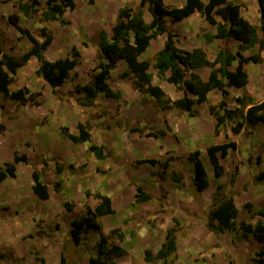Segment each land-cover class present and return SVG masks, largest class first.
Returning a JSON list of instances; mask_svg holds the SVG:
<instances>
[{
  "label": "rangeland",
  "instance_id": "rangeland-1",
  "mask_svg": "<svg viewBox=\"0 0 264 264\" xmlns=\"http://www.w3.org/2000/svg\"><path fill=\"white\" fill-rule=\"evenodd\" d=\"M136 1L76 0V7L64 14L69 23L63 24L42 18L46 0H40V11L31 16L22 14L15 0H0V37L7 52L22 54L30 43L26 38H19V32L8 21L10 14L17 13L22 17V25L35 36H39L43 26L53 35L50 50L47 49L48 59L64 57L73 45L81 53L80 62L70 78L56 88V92L36 74L38 64L33 65V60L19 70L12 89L27 86L40 91L38 105L21 104L0 93V165L12 160L16 152L28 157L26 163L17 164L16 178H7L0 183V264H90L89 258L97 253L100 235L91 229L74 237L71 223L88 206L94 207L98 203L96 194L100 192L112 197L116 211L114 215L98 218L103 232L108 233L116 227L126 232L123 243L114 239L125 248L123 255L113 257L117 264H163L161 260L145 261L144 250L150 248L156 252L169 227L177 228L178 250L168 264H230L229 260L233 264H264L259 262L261 256L257 255L261 245L253 237L245 239L239 233L228 231L214 233L208 228L215 191L213 168L211 166L212 188L206 190L203 199V192L199 194L194 189L192 165L187 155L188 150L200 149L203 161L210 166L206 149L223 142L227 132L230 140L238 143V148L221 157L225 175L219 181L225 184L226 193L235 198L239 209L238 223L264 221L263 216H251L246 207L250 203L253 211H257L264 205V180L257 179L260 171H264V125L256 128L245 125L239 134L231 131L235 122L244 120L246 108L237 113L220 135H215L212 130L209 135L184 137L180 145L184 149L182 153L165 144L169 138L180 143V137L172 132L167 122L162 129L153 128L147 121L134 122L124 110L125 104L129 108L137 104L146 110L162 109L136 88L132 77L121 76L126 69L122 70L121 64L113 69L109 83L117 88L121 86L124 92L137 89L138 98L131 95L123 98L122 94L120 99H115L99 94L92 106L77 102L83 94L77 93L75 86L90 82L98 61L100 30L115 23L120 5H133ZM234 1L242 5L243 11L247 10L248 0ZM12 28H15L13 35L9 30ZM222 43L229 49L237 48L233 41ZM244 54H260L263 58L262 62L245 65L250 75L247 90L259 101L263 100L264 49L260 50L256 45ZM230 91L229 107L239 109L235 97L241 94V89L231 88ZM217 94L216 91L210 95L212 103L220 100ZM79 122L88 125L91 140L75 144L62 133L61 127L67 126L72 133H77ZM136 127H144L146 131L166 130V135L160 138L146 136L134 131ZM92 143L103 145L108 156L97 159L89 150ZM258 156L262 159L260 164H257ZM144 159L159 162L152 165L142 162ZM165 163L168 168L161 174ZM56 164L62 165L61 174L56 173ZM34 170L40 172L49 186L47 200L38 198L32 191ZM173 171L183 174L181 183L174 181ZM232 177H235L234 185L230 183ZM58 180L61 190L54 186ZM138 185L154 198L132 207ZM86 191H90V196H86ZM67 201L75 204L72 212L66 209ZM149 219L156 221L155 227L149 224Z\"/></svg>",
  "mask_w": 264,
  "mask_h": 264
},
{
  "label": "trees",
  "instance_id": "trees-1",
  "mask_svg": "<svg viewBox=\"0 0 264 264\" xmlns=\"http://www.w3.org/2000/svg\"><path fill=\"white\" fill-rule=\"evenodd\" d=\"M10 1V0H3ZM22 14L31 16L40 11V0H15ZM259 23H252L242 14V5L233 0H184L182 6L167 4L165 0H140L135 8L131 4H122L118 11L115 23L112 25L111 34L105 29L100 30V40L98 43V61L93 68L90 82L83 85H76L75 91L83 94L77 99L82 106H92L99 94L108 98L120 99L121 91H116L109 83L113 69L118 66L120 61H124L126 69L121 73L122 77H132L136 88L144 95H147L152 102L162 110L181 109L193 117L196 115L194 106L196 104L208 105V109L215 119V135H220L226 129L228 123L233 121L237 113L246 108L243 112L244 120L237 121L231 126L234 134H239L244 126L256 128L264 125V99H256L247 90L249 84V73L245 65L247 63H259L263 58L260 54L245 55L244 51L259 46L264 49V0H257ZM76 7V0H46V6L41 11L42 18L46 21H61L68 24L64 18L68 9ZM147 7L152 15V20L147 22L144 18L143 8ZM200 13L204 20L216 27L214 34L205 33L207 41L214 39L223 41L236 40L239 42L236 50H231L226 46H220L213 59L209 58L206 50L201 47L193 50H185L177 44V34L168 30L167 19L172 23H177L190 17L194 13ZM20 14L13 13L8 16V21L19 32V38H26L30 46L22 54L17 55L7 52L4 49L2 38L0 37V93L4 98H10L21 104H40V91H33L27 86L12 89V83L19 70L28 64L32 57L38 60L36 74L43 78L54 92L56 88L62 86L70 78L72 71L80 62L81 53L77 46L73 45L70 53L64 57L50 60L46 56V51L53 42V35L46 27H41L39 36H35L32 31L20 23ZM167 33L164 47L156 54L155 61L142 58L148 50L151 41L159 35ZM236 64L232 70L231 66ZM153 66L161 79H166L173 83L178 90L183 92L180 98L173 99L158 84L153 82V74L150 67ZM209 67L211 69L208 80L190 72V68ZM170 72L169 75L167 73ZM231 88L241 89V94L235 97L239 109L229 107V96ZM220 93V100L217 103L210 101L211 91ZM167 124V123H166ZM167 128L169 126L167 125ZM62 133L73 143L79 144L91 140V132L87 124L79 122L77 133H72L67 126L61 127ZM146 136L160 138L166 135V130L146 131L145 128L136 127L133 129ZM238 148V143L230 140L228 133L224 134V140L218 144L207 147V158L210 167L213 168L215 176V191L212 194V202L208 215V228L214 233L224 231L239 233L242 238L253 237L260 245L257 252L261 256L260 263H264V221L261 219L256 222L237 221L239 209L235 198L226 193L225 184L219 181L225 175V167L221 163V157H226L230 150ZM103 145L92 143L89 150L97 159H104L108 156ZM200 149L191 151L188 160L192 165L191 178L194 189L201 194L209 186V176L204 164ZM28 161L26 154L16 152L10 161H5L0 165V183L7 178H16L17 164ZM262 161L258 156L257 164ZM142 162H149L152 165L158 164L157 159H144ZM168 163L164 164L165 174ZM57 174L63 172L62 165L56 164ZM238 173V167L235 174ZM156 173L153 171L152 173ZM175 182L183 181V174L178 171L172 172ZM259 181L264 180V171H260L257 176ZM32 191L42 200L50 197L48 184L42 179L38 170L32 172ZM231 185L235 184V177L230 180ZM55 189L61 190V181L54 184ZM90 191H86V196H90ZM98 203L88 206L85 212L72 220V235L79 237L83 232L95 230L100 235L97 244V253L89 258L90 264H117L114 256H121L125 253V248L114 239L123 243L126 239V232L120 228H113L108 233L102 230V224L98 218L111 216L116 213L113 206L112 197L108 194L97 193ZM153 195L146 191L143 186H136L135 198L131 203L132 207L150 202ZM68 212H72L75 204L67 201L65 203ZM246 207L251 211V216L264 217V205L257 211H253L250 203ZM178 221L177 218H174ZM152 227L156 226V221L148 220ZM177 228L169 227L166 229L164 240L156 252L150 248L144 250V259L147 262L161 260L163 264H168L170 258L178 250ZM233 264L232 260H229Z\"/></svg>",
  "mask_w": 264,
  "mask_h": 264
},
{
  "label": "crops",
  "instance_id": "crops-1",
  "mask_svg": "<svg viewBox=\"0 0 264 264\" xmlns=\"http://www.w3.org/2000/svg\"><path fill=\"white\" fill-rule=\"evenodd\" d=\"M140 0H137L135 4H133V7H137L139 4ZM203 1H208V0H203ZM234 1V0H233ZM167 4H173L177 6H182L184 4V0H165ZM235 3H238L237 1H234ZM249 6L246 11L242 10V14L248 18L252 23L258 24L259 23V13H258V4L257 0H248ZM121 6V5H120ZM120 8V7H119ZM119 8L117 10V13L119 11ZM144 12V18L147 22H150L152 20V15L149 12L147 7L143 8ZM249 14H253V16H250ZM7 16L9 15L6 14ZM255 17V18H254ZM20 23L22 24V17L20 18ZM114 22L111 24L109 28H104L109 34H111V28ZM167 26L168 30L171 32L176 33L177 36V44L179 47L185 49V50H193L194 48L201 47L204 50L208 51V55L210 59H213L216 55V52L219 50L220 46H223L225 44L222 43L223 40L220 39H214L213 41L209 42L206 40L204 34L209 33V34H214L216 32V27L208 24L203 16L196 12L190 17L185 18L184 20L177 22V23H172L170 19H167ZM11 30V35L14 34L15 31ZM167 39V33L159 35L156 39H153L151 41V45L148 48V50L143 54L142 58L148 59L151 62L155 61L156 54L159 50H161L164 47L165 40ZM235 42L234 44L236 47H238L239 42L236 40H230L228 41L229 43ZM27 47L30 46V43H27ZM237 49V48H236ZM234 49V50H236ZM50 50V47H49ZM49 50L46 52V55L48 54ZM233 50V49H231ZM233 50V51H234ZM21 53H18L19 55ZM55 59V58H53ZM51 59V60H53ZM31 60L34 61V64H38V60L35 57H32ZM122 65V70L126 68V64L124 61H120L118 63L119 65ZM236 64L231 66V69L233 70L235 68ZM151 73L153 74V82L155 84L160 85L173 99L180 98L183 95V92L181 90H178L177 87L173 84L168 82L166 79H161L158 76L157 70L151 66L150 68ZM20 72V71H19ZM190 72H194L198 74L202 80H208L210 76L211 69L209 67H198V68H190L187 76H189ZM170 72L167 73L169 75ZM249 80H250V75H249ZM113 89L116 91H121L124 97L128 96H134L133 98H138L139 93L137 92L138 90L134 91H127L124 92V89L119 86L118 88L115 87V85L111 84ZM127 89V86L125 87ZM216 91H211L209 94L210 95ZM129 93L127 96L126 94ZM220 94V93H219ZM217 94V99L220 98V95ZM201 109V113L199 112L198 107L199 106ZM124 109L126 112L129 113V115L133 118L134 122L138 123H143L142 121H147L149 122L153 128L157 129H162L165 125V122L169 124L172 128V132L175 133L177 136L180 137V143L176 141H172V139H166L165 144L169 148H174L178 152L184 153V149L181 148V141L182 139L187 138L191 135H202V134H207L209 135L211 131L215 128V119L211 115L208 105L206 103L204 104H196L194 106V109L196 111V115L193 117H190L185 111L177 108L169 109V110H146L144 107H141L137 104H133L130 108L125 104ZM136 117H139L140 119H136ZM136 120V121H135ZM177 148V149H176ZM191 151H187V155H189ZM204 159V156H203ZM208 159V158H207ZM208 176H209V186L206 189L207 191L212 188V182H211V167L209 166V163H205ZM215 187V185H214ZM213 187V188H214ZM206 190L203 191L202 193V198L204 199V194L206 193ZM206 200V199H205Z\"/></svg>",
  "mask_w": 264,
  "mask_h": 264
}]
</instances>
